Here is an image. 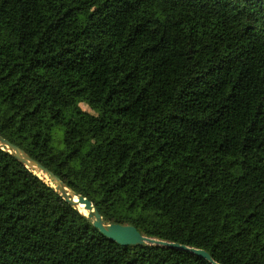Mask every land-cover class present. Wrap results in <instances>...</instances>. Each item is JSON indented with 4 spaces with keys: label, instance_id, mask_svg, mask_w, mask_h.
Instances as JSON below:
<instances>
[{
    "label": "trees",
    "instance_id": "1",
    "mask_svg": "<svg viewBox=\"0 0 264 264\" xmlns=\"http://www.w3.org/2000/svg\"><path fill=\"white\" fill-rule=\"evenodd\" d=\"M0 135L107 223L264 264V0H0ZM0 264L211 263L0 148Z\"/></svg>",
    "mask_w": 264,
    "mask_h": 264
},
{
    "label": "water",
    "instance_id": "2",
    "mask_svg": "<svg viewBox=\"0 0 264 264\" xmlns=\"http://www.w3.org/2000/svg\"><path fill=\"white\" fill-rule=\"evenodd\" d=\"M0 148L3 151H7L24 164L30 171L36 174L39 178L46 181L51 187H53L61 196L79 211L80 206H84L86 213L84 214L103 235L109 238L111 241L116 242L122 246L137 245V244H149L163 247L176 248L179 250L191 252L199 257H202L209 261L211 264H218L214 261L211 255L202 249H196L181 245L178 243H172L168 241L158 240L143 236L136 227L132 225H122L107 223L102 217L97 207L86 197L75 193L71 190L58 176L52 171L44 167L41 163L29 156L23 149L12 144L2 135H0ZM43 174L42 176L39 174ZM47 177L49 180H46Z\"/></svg>",
    "mask_w": 264,
    "mask_h": 264
},
{
    "label": "rangeland",
    "instance_id": "3",
    "mask_svg": "<svg viewBox=\"0 0 264 264\" xmlns=\"http://www.w3.org/2000/svg\"><path fill=\"white\" fill-rule=\"evenodd\" d=\"M61 131L59 129H56L55 130V145L56 146H61L63 147V143H62V137H61V140L60 142L57 141V134H59Z\"/></svg>",
    "mask_w": 264,
    "mask_h": 264
},
{
    "label": "bare ground",
    "instance_id": "4",
    "mask_svg": "<svg viewBox=\"0 0 264 264\" xmlns=\"http://www.w3.org/2000/svg\"><path fill=\"white\" fill-rule=\"evenodd\" d=\"M39 174H40L41 176L43 175V174H41V173H39ZM44 178H45L46 180H49L47 177H44ZM79 209H80L81 212L86 213L85 210H84V206H83V205L80 206Z\"/></svg>",
    "mask_w": 264,
    "mask_h": 264
}]
</instances>
